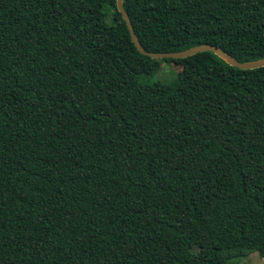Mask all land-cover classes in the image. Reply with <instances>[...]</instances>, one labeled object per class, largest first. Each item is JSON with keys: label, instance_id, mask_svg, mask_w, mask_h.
Here are the masks:
<instances>
[{"label": "trees", "instance_id": "obj_1", "mask_svg": "<svg viewBox=\"0 0 264 264\" xmlns=\"http://www.w3.org/2000/svg\"><path fill=\"white\" fill-rule=\"evenodd\" d=\"M123 7L147 51L264 57V0ZM161 61L177 80L146 82ZM251 252L264 258V66L141 54L116 0H0V264Z\"/></svg>", "mask_w": 264, "mask_h": 264}, {"label": "water", "instance_id": "obj_2", "mask_svg": "<svg viewBox=\"0 0 264 264\" xmlns=\"http://www.w3.org/2000/svg\"><path fill=\"white\" fill-rule=\"evenodd\" d=\"M116 6H117L118 11L122 15V18L124 19L126 23L127 29L129 31V34H130V37H131V40L134 46L141 54L147 55L155 59H161V58L177 59V58H184V57L193 55L198 52L210 51L214 53L216 56H218L219 58L223 59L228 64L241 68V69H251V68L264 66V57L256 59V60H252V61H238L232 55H230L226 50L222 49L219 46L209 44V43L198 44V45L191 46L189 48H186L184 50H179V51H168V52L147 51L141 46L140 42L138 41L134 33L130 18L128 14L126 13V11L124 10L123 0H116Z\"/></svg>", "mask_w": 264, "mask_h": 264}, {"label": "rangeland", "instance_id": "obj_3", "mask_svg": "<svg viewBox=\"0 0 264 264\" xmlns=\"http://www.w3.org/2000/svg\"><path fill=\"white\" fill-rule=\"evenodd\" d=\"M106 16L109 15L108 12L105 13ZM180 70V66L174 63H168L166 61H161V63L154 67L152 74L146 78V82H162V83H172L177 80V71ZM229 264H264V258L259 257L256 252H251L248 256L243 258H236L232 260Z\"/></svg>", "mask_w": 264, "mask_h": 264}]
</instances>
